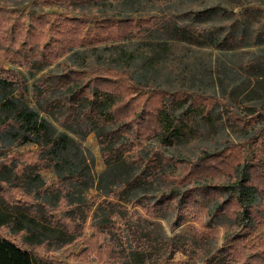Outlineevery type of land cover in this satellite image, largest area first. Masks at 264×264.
Returning <instances> with one entry per match:
<instances>
[{
  "label": "rangeland",
  "instance_id": "374dc122",
  "mask_svg": "<svg viewBox=\"0 0 264 264\" xmlns=\"http://www.w3.org/2000/svg\"><path fill=\"white\" fill-rule=\"evenodd\" d=\"M103 1L105 3L97 5L93 0H0V73L18 83L15 94L23 97L30 107L43 115H47L45 111L54 113L53 123L59 129H62L61 124L69 129L70 135L91 156L95 176V184L88 193L92 210L87 223L75 226L63 217L65 202L56 208L43 203L45 197L61 193L64 186L54 169L40 159L39 148L33 144L11 145L0 141V210L7 216L24 215L40 223L36 226L35 238L30 241L26 238L27 232L13 231L9 226L0 228V236L32 254L35 264H119L110 255L109 239L100 236L91 225L99 205L109 201L120 203L96 189L97 178L107 168L101 147L88 115H74L70 107L77 91L84 87H87V95L94 91L86 74L89 70L85 69H96L95 60L103 62L106 58L107 52L96 54L95 47H109L124 38L119 21L126 18L140 21L155 16V29L161 34L155 41L161 44L174 39L177 4H159L153 12H129L130 5ZM209 3L211 7L219 5L229 12H239V5L244 3L264 11V0H209ZM140 41L142 36L134 40L130 48H139ZM180 51L186 56L177 72L172 73L167 68L170 54L163 52L159 54L164 59L161 65L147 64L142 59L135 62L131 72L137 84L127 83L125 79L116 81L118 89L126 90L122 92L123 101L117 114L119 122H124L114 123L108 130L124 143L125 157L136 160L143 151L164 150L156 139L137 126L143 113L157 105L161 95L168 101L176 93L188 99L216 97L221 109L232 112L243 122L239 126L241 130L231 126L226 118V122L219 124V131L211 134L204 122H198L195 117L200 134L192 136L186 145L170 150L169 159L177 167L175 182L179 186L171 190L170 199L163 196L168 189L162 184L159 187L156 193L158 201L164 202V209L142 210L129 204L120 205L131 214L137 213L132 217L135 226L161 234L169 242L184 235L200 245L211 243L212 255L206 257L207 252L202 250L198 255H205L204 260L194 256L192 264H206L213 257L223 259L224 264H264L263 173L255 175L252 183L256 187L249 191L251 197L246 202L254 203L250 215L245 214L237 202L243 192L242 180L254 157L264 149V98L257 95L263 87L255 78L242 73L237 54L207 48H181ZM73 53L78 55L69 61ZM83 55L90 57L88 68L83 66ZM225 91L228 94L225 95ZM250 113L255 114L250 116ZM251 119L254 124L247 128L245 125ZM2 132L0 127V134ZM208 155L216 156L214 179L204 183L192 181L188 175L194 165ZM28 173L31 179L36 174L41 177L44 186L40 190L35 189L38 181L32 185L31 193L21 187V177ZM190 199L202 207L200 221H196L194 215L181 220L180 213L191 209L183 208ZM117 228L125 231L122 223H118ZM54 229L65 233L69 229L75 240L68 245L51 240ZM239 245H254V253L260 259L251 260L250 254H246L238 261H231L233 249ZM188 259L183 252H178L168 264H185Z\"/></svg>",
  "mask_w": 264,
  "mask_h": 264
},
{
  "label": "trees",
  "instance_id": "16d2710c",
  "mask_svg": "<svg viewBox=\"0 0 264 264\" xmlns=\"http://www.w3.org/2000/svg\"><path fill=\"white\" fill-rule=\"evenodd\" d=\"M93 1L97 5L105 3L103 0ZM113 2L130 5L129 12H153L159 4H177L174 39L161 44L155 41L161 37L160 31L155 29V16L149 19L142 18L140 21L131 18L119 21V29L124 31V38L109 47H95L93 52L98 54L104 51L107 55L103 62L101 59L95 60L96 69L91 71L85 69L89 70L86 74L94 91L90 95L85 94L87 87L77 91L70 110L79 117L88 115L101 147L107 168L97 178L96 189L120 204H129L142 210L151 208L163 210L164 202L158 201L156 193L159 187L162 184L168 189L165 191L168 193L163 196L170 199L173 194L171 190L179 186L175 182L177 167L171 162L172 159H169L170 150L186 145L191 142L192 136L200 134L194 118H198V122H204V126L211 134L219 131V124L226 122V118L229 124L238 130H241L239 126H242L243 122L232 112L227 113L221 109L216 97L195 96L188 99L182 93H176L172 100L168 101L161 95L157 105L151 107L148 113L142 112L143 118L137 126L156 139L164 150L158 148L153 153L143 151L138 159L130 160L125 157L127 151L124 143L108 130L112 124L124 122H119L117 114L123 101L122 92L126 90L118 89L120 87H116V81L125 79L127 83L137 84L136 76L131 70L139 59L147 64L161 65L164 59L159 54L169 53L167 68L174 73L183 65L186 56L182 55L181 48H207L211 51L239 55L241 61L239 69L262 85L261 92H256L259 98H264V11L244 3L239 5V12H229L219 5L211 7L209 0H113ZM214 16H219L220 19H212ZM141 36L139 48L132 50L130 48L132 42ZM76 55L78 53H73L69 61ZM83 56L85 57L83 66L88 68L90 57ZM17 86L18 83L14 79L0 73V127L3 130L0 141L11 145L33 144L39 148L40 159L54 169L64 186L61 193L45 197L43 203L56 208L65 202L64 219L75 226H84L92 210L88 193L95 184L91 156L86 154L76 139L70 135L65 125L61 124L62 129H59L58 125L53 123L52 120H56L54 113L45 111L47 115H43L38 109L30 107L23 97L17 96L15 94ZM226 94L228 93L225 91ZM88 109L91 112H88ZM254 114L250 113V116ZM252 123L254 124L251 119L245 126L249 128ZM215 157V155L202 157L188 177L194 182L212 181L214 172H217V167H213ZM262 173L264 175V149L261 154L254 157L250 170L241 183L243 192L237 198L239 207L247 215H250L254 206V203L246 202L251 197L249 191L256 187L252 182L256 174ZM21 180H23L21 187L27 193L33 191L32 185L37 181L36 190L44 186L38 174L32 179L29 173L23 174ZM120 204L112 201L103 202L94 212L91 225L100 236L109 239L108 242L112 245L110 255L116 258L119 264H168L178 252H183L189 257L185 264H192L194 256L200 257L198 252L202 250L207 252L206 257L212 255L211 243L200 245L196 240L184 235L169 242L161 234L144 231L133 223L132 217L137 213H129ZM183 208L191 209H185V213H180L181 220L192 215L196 221L201 220L202 207L198 202L190 199ZM118 223L123 224L125 231L117 228ZM39 224L35 218H26L24 215L15 218L3 214L0 210V228L9 226L13 231H25L29 234L26 237L29 241L30 238H35L34 232ZM67 230L66 233L51 230V240L62 245L71 244L75 240L74 234ZM254 250V245L236 246L231 261H238L240 256L244 257L246 254H250L251 260L260 259ZM204 256L200 257L201 260H204ZM0 264H35V261L32 254L0 236ZM206 264H224V261L213 257L207 260Z\"/></svg>",
  "mask_w": 264,
  "mask_h": 264
}]
</instances>
